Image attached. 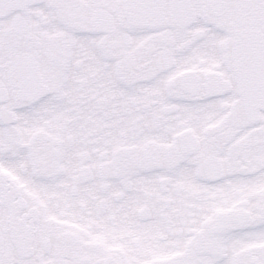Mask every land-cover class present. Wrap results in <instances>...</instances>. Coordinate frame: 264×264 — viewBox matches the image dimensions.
Masks as SVG:
<instances>
[{
    "label": "snow or ice",
    "instance_id": "1",
    "mask_svg": "<svg viewBox=\"0 0 264 264\" xmlns=\"http://www.w3.org/2000/svg\"><path fill=\"white\" fill-rule=\"evenodd\" d=\"M0 264H264V0H0Z\"/></svg>",
    "mask_w": 264,
    "mask_h": 264
}]
</instances>
